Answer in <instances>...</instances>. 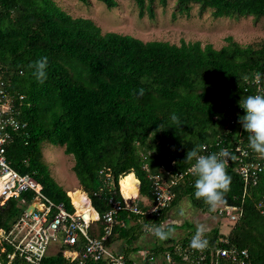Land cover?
Here are the masks:
<instances>
[{
    "label": "trees",
    "instance_id": "obj_1",
    "mask_svg": "<svg viewBox=\"0 0 264 264\" xmlns=\"http://www.w3.org/2000/svg\"><path fill=\"white\" fill-rule=\"evenodd\" d=\"M99 1L108 9L118 5L116 0ZM132 1L139 18L153 19L156 7H166L170 1L173 16L187 17L195 5L200 15L210 11L214 19L264 18V0ZM226 42L220 49L199 41H182L179 46L159 40L143 42L131 35L101 33L92 21L72 17L54 0H0V81L6 85L16 117L25 124L6 147L8 164L20 174L33 176L45 197L72 212L69 194L42 162L44 144L63 148L73 158L72 172L80 190L100 218L98 233H92L96 238L105 230L102 217L110 207L108 198L122 202L120 185L126 179L138 183L134 205L145 215L119 211L104 244L108 248L124 241L125 263L137 264L129 254L141 252L133 245L146 232L145 225L162 227L174 204L188 198L196 210L213 213L195 198L191 174L173 187L175 197L167 207L146 215L153 204L152 175L159 174L161 167L185 172L191 166L185 163L191 149L204 155L227 149L235 159L226 164L231 185L222 206L242 211L230 233L223 236L219 228L205 232L208 246L203 251L189 247L195 231L177 240L172 236L159 243L155 240L142 264H155L159 257L161 264H167L166 252L172 264H212L216 248L245 251L250 264H264V204L258 205L264 197V157L249 147L247 133L238 122L245 115L240 100L264 95V39L248 45L232 38ZM44 57L48 63L41 81L33 65ZM256 73H260L259 82ZM173 113L179 124L170 119ZM241 164H252L256 178L243 180L237 172ZM33 198L31 192L22 193L0 207V230H9ZM162 228L172 229V224ZM175 245L190 251V258L182 260L184 255L176 252ZM77 248L82 252V243ZM1 262L7 263L6 255H0ZM41 264L108 261L69 263L59 253Z\"/></svg>",
    "mask_w": 264,
    "mask_h": 264
},
{
    "label": "built area",
    "instance_id": "obj_2",
    "mask_svg": "<svg viewBox=\"0 0 264 264\" xmlns=\"http://www.w3.org/2000/svg\"><path fill=\"white\" fill-rule=\"evenodd\" d=\"M6 85L0 81V206L9 200H16L22 193H33L31 203L34 204L32 211H26L25 207L16 223L7 231L0 230V255H6L7 263L21 261L22 264H41L49 255L61 254L62 259L71 263L78 261H98L104 258L108 264H126L122 254L105 247V242L113 232V226L117 222L116 214L121 210H127L133 215H143L134 201L137 196L125 199L122 202L109 197L107 200L110 206L102 217L105 221V230L100 238L93 237L92 233L97 234L96 223L99 221L97 213L93 210L89 200L84 193L86 203L81 204V209H77L70 199L73 211L69 212L61 204H54L42 193L41 185L31 175H23L14 171L6 160V147L13 141L17 132L25 127L14 113L11 98L5 92ZM243 156L244 152L236 148ZM200 155H204L201 153ZM191 167V166H190ZM252 164L239 165L237 172L246 182L250 176L255 179L256 173L251 172ZM159 174L152 175L153 182V204L146 211V215H151L153 209L167 207L175 197L173 187L178 186L187 176L191 175L188 169L185 172H177L161 167ZM245 190V189H244ZM121 194V193H120ZM264 204V197L260 200L259 206ZM96 215V220L89 217V213ZM158 212V211H156ZM241 208L235 206H222L216 209V215L227 219L232 224L236 223L241 217ZM82 243V252L78 250ZM54 250L49 254V248ZM63 250H61V248ZM176 252L182 253V260L190 258L191 252L185 251L181 246L174 247ZM146 254L145 257H147ZM247 252L235 249L216 248L211 259L212 264H250L247 260ZM163 259L167 264H172L171 255L166 252ZM152 261V258H149ZM198 262L201 261V257ZM1 264H5L1 262Z\"/></svg>",
    "mask_w": 264,
    "mask_h": 264
},
{
    "label": "rangeland",
    "instance_id": "obj_3",
    "mask_svg": "<svg viewBox=\"0 0 264 264\" xmlns=\"http://www.w3.org/2000/svg\"><path fill=\"white\" fill-rule=\"evenodd\" d=\"M57 4L72 17L88 19L97 26L101 33L116 32L119 34L131 35L143 42L153 40L167 41L179 46L182 41L186 43L201 42L203 45L212 44L220 49L227 45L226 40L232 38L239 45L256 44L264 39V18L253 19L252 17H240L229 19H214L207 11L200 15L197 6L194 5L189 15L173 16L174 2L170 1L166 7H156L153 19L146 16L139 18L138 11L132 0H116V8L108 9L99 0H88L87 4L80 0H54ZM42 162L47 167L49 174L57 183L60 189L68 191L78 209L81 204L86 203L81 194L80 185L75 173L72 172L73 158L65 155L63 148L53 147L49 144L42 146ZM129 189L133 197L137 196V190H133V181L127 180L123 183ZM122 185V184H121ZM120 185V187H121ZM139 187V186H138ZM136 191V192H135ZM83 193V192H82ZM132 198V196H130ZM144 206H148L145 202ZM183 212V215H181ZM91 219H94L93 212ZM163 226L172 224V237L176 240L187 233L196 231L198 224L206 226V232L213 228H219L220 233L226 236L233 228L232 222L213 213H205L196 210L188 198L180 200L168 211ZM96 220V219H94ZM160 242L149 232H144L134 243L133 247H139L138 254H129L133 263L142 264V260L149 256L148 248L154 241ZM125 242H114L111 250L127 256L125 253ZM54 248H49V254ZM142 259V260H141ZM155 264H161V259L156 258Z\"/></svg>",
    "mask_w": 264,
    "mask_h": 264
},
{
    "label": "clouds",
    "instance_id": "obj_4",
    "mask_svg": "<svg viewBox=\"0 0 264 264\" xmlns=\"http://www.w3.org/2000/svg\"><path fill=\"white\" fill-rule=\"evenodd\" d=\"M47 58L35 62L33 67L36 69L35 75L38 80L46 78L45 69L47 67ZM257 82L260 80V73L255 74ZM244 80H248L245 76ZM143 90H140V96ZM239 107L245 112V115L239 117L238 122L247 133L249 147L261 157H264V95H249L240 100ZM220 117L218 116L217 119ZM173 123L179 124V117L173 113L170 117ZM204 146H201L203 148ZM235 157L227 150L221 149L218 153L209 155H200L197 149H191L187 152L185 163H191L188 172L195 177L194 196L197 200H202L208 206L210 212L225 203L226 193L230 190L231 177L227 174L226 164ZM194 161V163H192ZM159 209H153V212ZM145 215V213H143ZM183 215V212H181ZM145 230L155 236L160 241L168 240L173 230H165L162 227H153L145 225ZM206 226L198 224L196 231L191 238L189 247L196 251H203L208 246V240L205 238Z\"/></svg>",
    "mask_w": 264,
    "mask_h": 264
},
{
    "label": "bare ground",
    "instance_id": "obj_5",
    "mask_svg": "<svg viewBox=\"0 0 264 264\" xmlns=\"http://www.w3.org/2000/svg\"><path fill=\"white\" fill-rule=\"evenodd\" d=\"M135 189H138V185L133 186V190H135ZM119 191H120L121 195L123 196V198L130 199V196H132V198H133L134 194L131 195V192L125 186L119 187Z\"/></svg>",
    "mask_w": 264,
    "mask_h": 264
},
{
    "label": "water",
    "instance_id": "obj_6",
    "mask_svg": "<svg viewBox=\"0 0 264 264\" xmlns=\"http://www.w3.org/2000/svg\"><path fill=\"white\" fill-rule=\"evenodd\" d=\"M34 204H35V202H34L33 204L29 205V206L26 208V211H28V212L32 211L33 208H34Z\"/></svg>",
    "mask_w": 264,
    "mask_h": 264
},
{
    "label": "crops",
    "instance_id": "obj_7",
    "mask_svg": "<svg viewBox=\"0 0 264 264\" xmlns=\"http://www.w3.org/2000/svg\"><path fill=\"white\" fill-rule=\"evenodd\" d=\"M138 186H139V184H138ZM67 193H68V191H67ZM6 204V203H5ZM5 204H3V205H1L0 207H3ZM32 203L30 202L29 203V205H31Z\"/></svg>",
    "mask_w": 264,
    "mask_h": 264
}]
</instances>
